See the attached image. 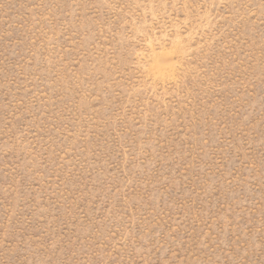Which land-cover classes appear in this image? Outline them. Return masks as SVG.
Segmentation results:
<instances>
[{"label": "rangeland", "instance_id": "374dc122", "mask_svg": "<svg viewBox=\"0 0 264 264\" xmlns=\"http://www.w3.org/2000/svg\"><path fill=\"white\" fill-rule=\"evenodd\" d=\"M0 264H264V0H0Z\"/></svg>", "mask_w": 264, "mask_h": 264}]
</instances>
